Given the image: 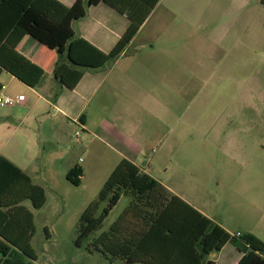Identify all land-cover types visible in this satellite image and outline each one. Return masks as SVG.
Here are the masks:
<instances>
[{"label":"crops","instance_id":"0c3cea01","mask_svg":"<svg viewBox=\"0 0 264 264\" xmlns=\"http://www.w3.org/2000/svg\"><path fill=\"white\" fill-rule=\"evenodd\" d=\"M57 1L72 7L77 0ZM4 22L0 21L2 30ZM262 22L264 5L259 0H159L126 51L100 68L85 69L74 89L62 85L55 77L58 52L26 35L17 50L42 67L45 74L36 87H30L5 70L0 74L3 86L0 94L24 95L26 99L18 106L0 107V156L17 165L34 183V174L45 180L46 175H56L58 166L67 176L72 168L81 165L71 161L68 154L59 157L58 152L64 148L69 133H74L75 126H79L87 150L95 143L108 150V157L102 163L104 181L126 159L176 195L162 180L150 174V149L155 143H165L159 129L150 125V86L155 82L165 84L156 71L165 72L176 65L180 72L176 78L179 83L196 86L203 79L217 82L220 80L217 72L223 66L233 70L236 62L251 64L256 60L254 56H258V52L251 47L250 25L258 23L260 27ZM172 23H179L176 29L168 28ZM213 23L222 24L217 27ZM129 26L128 15L103 0L88 7L86 16L73 23L78 38L106 54L116 47ZM257 36L261 42L264 30L258 28ZM221 52L227 54L226 62L221 60ZM208 71L212 75L204 77ZM45 162L54 168L42 170ZM81 168L84 178L88 168ZM26 202L24 205L34 214L36 225V215ZM193 207L231 235L252 233L264 242L261 227L252 229L238 224L230 228ZM242 257L243 254L228 243L222 250L211 253L207 261L238 264ZM26 260L36 264L38 258ZM115 262L124 264L121 260L111 263Z\"/></svg>","mask_w":264,"mask_h":264},{"label":"rangeland","instance_id":"374dc122","mask_svg":"<svg viewBox=\"0 0 264 264\" xmlns=\"http://www.w3.org/2000/svg\"><path fill=\"white\" fill-rule=\"evenodd\" d=\"M178 24L168 28L176 29ZM258 28L264 30V22L260 27L251 23L250 43L258 52L251 64L239 61L233 70L223 66L217 72L219 81L203 79L196 86L179 83L175 65L165 72L156 71L165 84L150 86V125L165 140L150 149V174L230 228L243 224L264 229V39L260 42ZM219 56L227 61L226 53ZM206 74L209 77L212 72ZM82 135L75 126L58 152L59 157L68 154L71 161L88 168L81 185L71 184L60 172L61 166L45 180L33 175L47 196L38 211L31 201L26 202L36 215V264H121L111 263L99 253L90 254L89 248L129 206L128 196L122 195L101 228L86 237L81 248L75 244L81 215L98 200L106 183L102 163L108 157V150L96 143L87 150ZM50 168L54 167L46 162L42 166V170ZM107 204H100L98 215Z\"/></svg>","mask_w":264,"mask_h":264},{"label":"trees","instance_id":"16d2710c","mask_svg":"<svg viewBox=\"0 0 264 264\" xmlns=\"http://www.w3.org/2000/svg\"><path fill=\"white\" fill-rule=\"evenodd\" d=\"M101 0H77L67 7L57 0H0V74L3 70L20 81L36 87L44 69L17 50L26 35L60 55L56 79L74 89L85 69H96L115 61L128 48L159 0H103L127 14L130 26L108 54L90 42L78 38L73 23L86 16L88 7ZM264 5V0H259ZM0 28V31H3ZM63 58L66 60L64 61ZM3 86L0 83V92ZM84 172L75 166L67 180L81 185ZM122 195L129 206L107 232L91 243L90 252H99L107 260L124 264H214L208 256L232 243L243 254L238 264H264V242L252 233L231 235L184 199L172 195L160 182L129 160H122L102 188L99 198L90 203L80 218L76 246L101 228ZM34 209L43 208L46 191L11 162L0 156V264H29L37 260L32 245L36 234ZM108 201L98 215L100 204Z\"/></svg>","mask_w":264,"mask_h":264},{"label":"built area","instance_id":"2783aa9c","mask_svg":"<svg viewBox=\"0 0 264 264\" xmlns=\"http://www.w3.org/2000/svg\"><path fill=\"white\" fill-rule=\"evenodd\" d=\"M25 96L19 95V96H11V95H2L0 94V107L2 108H8V107H14L21 105L25 102ZM76 136L79 137L80 133L77 132ZM237 236H241L240 234H237Z\"/></svg>","mask_w":264,"mask_h":264}]
</instances>
